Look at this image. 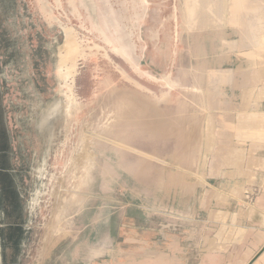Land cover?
Wrapping results in <instances>:
<instances>
[{
  "label": "water",
  "instance_id": "obj_1",
  "mask_svg": "<svg viewBox=\"0 0 264 264\" xmlns=\"http://www.w3.org/2000/svg\"><path fill=\"white\" fill-rule=\"evenodd\" d=\"M233 0H173L166 77L138 70L130 0H0V264H37L94 164L173 116Z\"/></svg>",
  "mask_w": 264,
  "mask_h": 264
},
{
  "label": "rangeland",
  "instance_id": "obj_2",
  "mask_svg": "<svg viewBox=\"0 0 264 264\" xmlns=\"http://www.w3.org/2000/svg\"><path fill=\"white\" fill-rule=\"evenodd\" d=\"M130 6L138 70L162 80L172 60L173 0ZM217 54L211 43L185 72L173 116L131 131L94 164L81 207L37 264H131L183 239L191 254L199 250L200 205L221 200L220 172L264 150V125L247 124L252 111L238 109L246 96L235 90L251 64H221Z\"/></svg>",
  "mask_w": 264,
  "mask_h": 264
},
{
  "label": "crops",
  "instance_id": "obj_3",
  "mask_svg": "<svg viewBox=\"0 0 264 264\" xmlns=\"http://www.w3.org/2000/svg\"><path fill=\"white\" fill-rule=\"evenodd\" d=\"M221 25L212 42L220 63L236 62L245 68L251 64V68L239 70L242 85L235 90L238 97H246L237 99L241 102L238 109L252 111L249 126L264 125L261 114L260 123L256 119L258 111L264 114V0H233ZM256 64L260 66L256 68ZM256 133L249 131L251 148L259 145ZM260 153L264 150L250 154L249 165L242 163L220 172V185L216 186L220 189H216L221 200L200 205L199 250L191 254L185 239L167 242L163 252L152 250L131 264H264V164L260 165Z\"/></svg>",
  "mask_w": 264,
  "mask_h": 264
}]
</instances>
